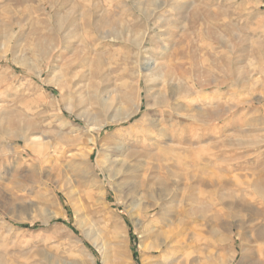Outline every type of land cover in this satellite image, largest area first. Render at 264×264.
Segmentation results:
<instances>
[{"label": "rangeland", "instance_id": "rangeland-1", "mask_svg": "<svg viewBox=\"0 0 264 264\" xmlns=\"http://www.w3.org/2000/svg\"><path fill=\"white\" fill-rule=\"evenodd\" d=\"M43 1L0 0V264H264V0Z\"/></svg>", "mask_w": 264, "mask_h": 264}, {"label": "bare ground", "instance_id": "bare-ground-1", "mask_svg": "<svg viewBox=\"0 0 264 264\" xmlns=\"http://www.w3.org/2000/svg\"><path fill=\"white\" fill-rule=\"evenodd\" d=\"M43 3H45V5H46V4H49V5L51 4L49 1H46V0L43 1ZM142 9H143V8H142ZM156 11H157V10H156ZM6 35H7V34H6ZM40 74H41V73H40ZM130 117H131V115L128 114V115L126 116L125 119H129ZM39 145H41V144H39ZM42 146H43V145H42ZM36 147H37V145H36ZM41 148H42V147H41ZM190 160H191V159H190ZM222 185H223V184H222ZM235 201H236V200H235ZM233 202H234V201H233Z\"/></svg>", "mask_w": 264, "mask_h": 264}]
</instances>
